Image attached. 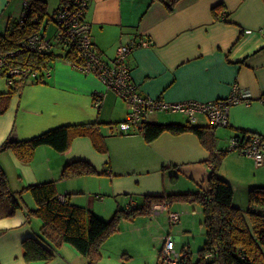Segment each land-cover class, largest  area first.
Here are the masks:
<instances>
[{
	"label": "crops",
	"instance_id": "crops-1",
	"mask_svg": "<svg viewBox=\"0 0 264 264\" xmlns=\"http://www.w3.org/2000/svg\"><path fill=\"white\" fill-rule=\"evenodd\" d=\"M23 2L0 0V35L10 20L21 19ZM219 5L223 7L216 18L214 8ZM86 19L106 62L116 58L122 45L144 38L153 42L128 57L133 81L143 95L170 103H209L229 98L235 86L248 90L250 101L231 106L229 125L215 129L218 149L231 150L238 132L264 135V0H182L173 10L154 0H92ZM51 24L46 27L47 36ZM49 70L50 76L41 83L28 80L0 114V148L9 138L28 140L65 125L98 123L108 151L100 152L94 140L84 136L75 138L64 153L42 146L28 164L12 151L0 152V166L13 193L55 181L60 197L109 221L132 202L144 204L146 196L194 194L208 188L210 151L196 134L165 132L152 142L140 133L120 134L114 127L127 118L129 107L98 76L81 72L63 58L52 62ZM8 91L7 79H0V94ZM148 122L184 125L188 119L179 113L158 112ZM194 125L212 126L205 115ZM76 161L90 163L99 174L61 180L64 168ZM219 176L232 186L234 206L246 210L250 191L264 187V161L258 164L230 151ZM22 198L25 209L0 219V264H29L23 242L37 238L41 231L43 222L31 214L37 208L33 196L24 192ZM170 209L181 214L176 225L183 232H190L200 219V229L206 233L202 206L194 199L177 201ZM163 215L168 213L152 211L122 221L120 232L102 245L100 263L107 264L114 256L116 264L133 259L121 238L126 231L161 240ZM87 263V258L66 244L53 260L32 264Z\"/></svg>",
	"mask_w": 264,
	"mask_h": 264
},
{
	"label": "trees",
	"instance_id": "trees-1",
	"mask_svg": "<svg viewBox=\"0 0 264 264\" xmlns=\"http://www.w3.org/2000/svg\"><path fill=\"white\" fill-rule=\"evenodd\" d=\"M30 7L23 19L10 20L6 32L0 35V56L16 52L21 42L35 34H44L49 23L63 4L69 0H60V7L53 13L48 12V3L43 0H25ZM165 4L170 10L182 0H154ZM223 5L214 8L216 18L220 17ZM44 27V24L46 23ZM57 58H63L71 63L76 62V51L65 54L53 51L38 56L32 52H22L9 59V67L0 70V78H6L9 83V69L13 67H31L41 73V78L35 83L44 81L42 73L49 69ZM27 80L15 81L9 84V91L0 94V114H4L11 98L21 93ZM216 126L198 127L188 124H155L146 122L141 133L147 142H152L165 132L182 134L193 132L203 145L210 151L207 163L212 166L208 188L198 193L177 194L168 196H146L142 205L121 209L109 221L98 217L91 210L72 204L60 197L57 182L50 181L26 187L20 193H13L6 172L0 166V219L11 217L17 211L25 209L22 195L29 192L37 208L31 211L42 222V228L37 238H28L23 242L24 258L29 263L49 262L55 257V252L63 245L74 247L80 255L87 258V264H100L102 260L101 247L111 236L120 232L124 220L133 221L139 216L152 214L154 204L167 202L171 205L177 201L199 203L203 209V225L206 230V241L199 252V259L192 261L189 252L184 250V256L179 264H264V187H255L249 193L248 209L237 208L233 204L234 191L232 186L219 176L223 159L233 150H220L217 147ZM91 137L100 152L108 151L98 123L65 125L28 140L17 141L7 139L0 152L12 151L22 163H32L38 148L49 146L59 153L66 152L77 137ZM240 146H246L251 136L245 132L235 135ZM264 139V135H259ZM99 174L97 169L85 161L68 164L61 180L72 179L86 175ZM30 213V212H29ZM161 252V251H160Z\"/></svg>",
	"mask_w": 264,
	"mask_h": 264
},
{
	"label": "built area",
	"instance_id": "built-area-1",
	"mask_svg": "<svg viewBox=\"0 0 264 264\" xmlns=\"http://www.w3.org/2000/svg\"><path fill=\"white\" fill-rule=\"evenodd\" d=\"M92 0H69L63 4L54 16L56 31L54 37H49L45 33L35 34L27 40L21 42L20 48L6 56H0V70L9 67V59L22 52H32L38 56L51 53L54 49L61 52L70 50L76 51V62L72 65L87 74L98 76L106 86L113 90L129 107L127 118L118 123L114 129L120 134L141 133V130L148 118L153 113H179L194 125L200 115H205L212 126L227 127L229 125V109L233 105L248 103L251 93L239 86H235L232 95L227 99L217 100L209 103L194 101L170 103L160 98H151L143 95L133 81L132 68L128 62L129 55L137 48L151 47L153 42L144 38L141 41H133L130 44L122 45L118 48L116 58L111 62H106L96 49L92 40V26L87 21L86 15ZM30 7L28 1L23 2V13L21 19L26 16ZM9 84L15 81L31 80L39 81L41 73L31 67H13L9 71ZM44 78L50 76V70L42 73ZM96 106H100V101L96 100ZM239 138L234 136L231 140L230 149L255 160L261 164L264 161V139L259 136H251L246 146L239 147ZM132 202L128 208L134 207ZM153 212H167L171 225H176L181 220V214L171 211L167 202L153 205ZM184 256L176 251L175 240L166 237L164 246L160 252L162 264H179Z\"/></svg>",
	"mask_w": 264,
	"mask_h": 264
},
{
	"label": "rangeland",
	"instance_id": "rangeland-1",
	"mask_svg": "<svg viewBox=\"0 0 264 264\" xmlns=\"http://www.w3.org/2000/svg\"><path fill=\"white\" fill-rule=\"evenodd\" d=\"M48 3V12L51 14L59 6L60 0H46ZM44 24V27L46 26ZM56 31V26L51 24L49 36L54 37ZM56 52H61L60 49H54ZM65 54L66 52H61ZM4 79V78H0ZM166 214V213H165ZM164 219L160 220L163 222V238L166 237L171 239L179 240L175 241L176 251L179 254H183L184 250L189 252L191 260L197 261L199 259V252L204 247L206 241V233L200 229L201 220L197 219L194 221L193 229L190 232H183L178 225H170V221L167 215ZM189 223H193L189 221ZM118 234V233H117ZM146 237H143L139 232H125L121 238L127 243V249H129V254L132 255L133 259L128 262V264H162L160 261V250L163 245V238L154 239L149 234H145ZM157 240V241H156ZM107 264H116L115 256L112 257ZM101 264V263H100Z\"/></svg>",
	"mask_w": 264,
	"mask_h": 264
}]
</instances>
